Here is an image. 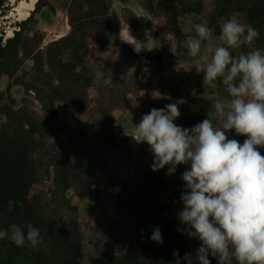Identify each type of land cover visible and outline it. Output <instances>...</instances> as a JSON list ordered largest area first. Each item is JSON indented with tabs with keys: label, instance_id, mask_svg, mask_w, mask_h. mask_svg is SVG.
Listing matches in <instances>:
<instances>
[{
	"label": "rangeland",
	"instance_id": "rangeland-1",
	"mask_svg": "<svg viewBox=\"0 0 264 264\" xmlns=\"http://www.w3.org/2000/svg\"><path fill=\"white\" fill-rule=\"evenodd\" d=\"M17 1L4 0L0 10V129L3 124L10 125V131L20 124L27 127L29 119L37 122L35 136L42 140L34 154L39 180L29 197L38 195L49 202L50 217L61 226L72 216L68 204L77 208L72 217L81 232L80 258L90 264L111 242L125 254L127 243L121 239L144 230L151 204L172 201L168 186L174 190L176 206L159 226L163 243L148 242V256L161 254L168 235L179 228L182 264L189 259L199 264L196 254L202 242L184 232L186 226L177 216L183 207L181 175L188 166L178 165L171 175L168 166L152 171L148 145L137 144L125 129L153 108L170 103L181 113L174 121L179 126L190 128V120L200 116L218 125L212 112L215 99L227 96L222 83L215 90L205 89L203 73L193 67L195 60L181 59L166 18L153 17L145 8L147 2L158 0H41L8 42L4 16ZM201 2V13L179 18L187 34L194 35L193 25L213 10L214 0ZM213 30L218 43L220 32ZM126 32L139 52L128 43ZM125 44L137 53L164 49V60L130 59ZM251 47L254 44L242 46L233 55ZM54 107L58 117L47 121ZM259 149L264 152V147ZM68 158L75 171L87 172L82 195L75 192V180L62 174ZM22 177L17 169L15 181L20 183ZM207 258L217 264L211 253Z\"/></svg>",
	"mask_w": 264,
	"mask_h": 264
},
{
	"label": "clouds",
	"instance_id": "clouds-1",
	"mask_svg": "<svg viewBox=\"0 0 264 264\" xmlns=\"http://www.w3.org/2000/svg\"><path fill=\"white\" fill-rule=\"evenodd\" d=\"M219 27L214 43V30L202 17L193 25L195 34L181 42L195 60L196 72L203 73L204 88L215 90L222 83L227 93L214 101L212 116L218 125L207 117L191 128L179 126L174 121L181 113L170 103L153 108L125 131L137 144L148 145L152 171L168 166L171 175L178 165L188 166L181 175L183 207L177 216L184 232L202 242L196 254L199 264H211L209 253L217 264H264V155L259 151L264 147V48L233 55L253 45L259 31L234 16ZM135 50L139 52L136 45ZM231 130L246 136L242 144L228 138ZM150 239L163 243L158 226ZM0 240L17 247L27 243L32 249L43 242L32 223L0 228ZM173 256L179 264V253Z\"/></svg>",
	"mask_w": 264,
	"mask_h": 264
},
{
	"label": "trees",
	"instance_id": "trees-1",
	"mask_svg": "<svg viewBox=\"0 0 264 264\" xmlns=\"http://www.w3.org/2000/svg\"><path fill=\"white\" fill-rule=\"evenodd\" d=\"M40 1H37L31 15L18 23V26L31 19ZM3 4L4 0H0V10ZM201 5V0H158L157 3L145 4V8L153 17L163 15L166 18L171 33L177 40V53L183 60L190 57L187 56V50L182 47L181 42L190 34L182 30L179 18L190 12L201 13ZM232 16L256 28L259 31V38L253 44L255 47L264 48V0H214L213 10L206 18L210 27L220 32V22ZM18 34L19 31L15 30L8 42H12ZM124 49L133 60L144 57L161 63L165 56L164 49L143 50L137 53L127 44ZM15 116L19 117L20 112L15 113ZM57 117L58 111L54 107L47 121ZM203 120V116L193 117L190 120V128ZM20 121H24V118H20ZM9 122H14V118L9 119ZM27 123V127L20 124L14 128L16 130L10 131L11 126L8 124H3L0 129V228L8 229L12 223L21 225L32 223L40 230L43 242L38 248L32 249L27 243L23 247H17L9 240H0V264H84L80 258L81 232L77 220L72 217L77 208L68 204L67 212L72 216L68 224L61 226L50 217L52 210L49 202L38 195L29 197L30 188L39 180L34 154L42 144V140L35 136L37 122L29 119ZM229 133L241 144L246 139V136H237L233 130ZM259 151L264 155L261 149ZM63 164L62 174L75 180V192L82 195L86 189L82 186L83 177L87 174L86 170L75 171L74 163L69 158ZM17 169L23 172L20 183L14 178ZM165 190L173 193L172 201L163 205H150L146 213L144 230L121 239L127 243L125 254L117 252L116 242H111L90 264H177V258L173 256L174 252L179 253V264H182L180 235L177 231L168 235L165 249L161 254L148 256L147 244L151 240L153 229L159 227L166 217L173 213L176 206L174 190L168 186Z\"/></svg>",
	"mask_w": 264,
	"mask_h": 264
},
{
	"label": "bare ground",
	"instance_id": "bare-ground-1",
	"mask_svg": "<svg viewBox=\"0 0 264 264\" xmlns=\"http://www.w3.org/2000/svg\"><path fill=\"white\" fill-rule=\"evenodd\" d=\"M38 0H19L11 4V9L4 16V20H7V28L5 30L7 38H11L14 35V31L17 30V24L27 19L34 11ZM1 26V24H0ZM125 38L132 44V37L129 36V32L125 33ZM134 48V47H133Z\"/></svg>",
	"mask_w": 264,
	"mask_h": 264
}]
</instances>
